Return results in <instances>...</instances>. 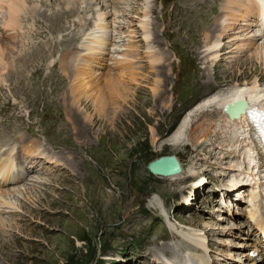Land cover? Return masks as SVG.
<instances>
[{
    "label": "rangeland",
    "instance_id": "rangeland-1",
    "mask_svg": "<svg viewBox=\"0 0 264 264\" xmlns=\"http://www.w3.org/2000/svg\"><path fill=\"white\" fill-rule=\"evenodd\" d=\"M32 1L43 12L28 13L23 18L20 30L27 32L30 41L24 38L18 52L14 36L6 40L0 24L4 39L0 42L13 47L10 54L15 51L11 73L0 82V122L6 119L8 132L17 131L12 133L20 140L30 135L24 155L44 148L48 161L43 160L39 167L44 157L33 156L21 180L0 186L5 192L3 199L10 202L9 207L0 204V264H187L192 256L198 261L194 264H222L243 258L245 249L249 251L253 245L251 238V246L238 244L242 239L247 242L243 238L249 224L245 205L218 194L236 176L230 152L225 146L214 147L209 137L177 145L169 138L205 96L204 91L225 89L248 68L246 78L253 76L254 59L246 58L264 41V29L248 14L242 19L248 12L244 7L249 4L247 0H234L238 7L229 9L227 22L236 31L242 28L240 38H251L256 30L260 31L259 38L255 36L252 44L242 49L237 65L230 62L236 54L225 53L211 70L198 53L206 39V45L211 44L219 17L228 15L223 0H206L202 8L210 18L204 17L203 10L202 14L194 11L200 0H76L79 10L62 18L63 29H52V23L45 21H55L58 8L66 2L27 0L28 5L34 6ZM44 11L57 15L51 19ZM104 12L108 24L102 31L106 37L91 23ZM43 25L51 30H36L39 35L33 40V29ZM93 35L106 39L112 49L85 64L80 63L83 55L76 57L75 66L85 65L87 77L83 80L90 97L72 101L66 91L73 78L61 72L57 56L68 51V46L72 48L70 57L84 52L79 51L82 47L75 48L94 39ZM232 40L240 41L238 47L245 42ZM45 41H59L60 47L57 44L54 52L42 51L45 56L35 51L32 59L31 51L42 48ZM151 51L170 55L164 63L155 62L158 57L152 58ZM19 54L30 64L16 59ZM84 55L85 59L90 56ZM103 62L106 67L100 69L101 74L92 70V66L102 67ZM135 64L136 76L130 77L127 85L120 83L118 78L126 79L127 74L120 77L123 71L131 74ZM206 73L216 75L214 83L213 78L204 82ZM222 77L227 82L217 86L216 82L224 81ZM124 86L128 88L124 99L117 95L115 99L114 87L120 93ZM109 90L113 95H108ZM103 99L107 101L104 109L100 105ZM164 153L178 156L185 171L181 177H159L147 170V161ZM190 169L193 172H188ZM235 204L243 209L241 217ZM238 224L244 227L236 228ZM196 227L207 232L204 245L210 257L195 247H201L200 241L182 235ZM255 260L249 258L251 263Z\"/></svg>",
    "mask_w": 264,
    "mask_h": 264
},
{
    "label": "bare ground",
    "instance_id": "bare-ground-1",
    "mask_svg": "<svg viewBox=\"0 0 264 264\" xmlns=\"http://www.w3.org/2000/svg\"><path fill=\"white\" fill-rule=\"evenodd\" d=\"M223 1L225 2V8L228 11L230 8L238 7L236 4V1H234V0H223ZM62 2H63V4H64V2H66V3L58 8L59 10H57V12L60 11V13H58V15L56 14L55 11H52V12L44 11L45 15H47L51 19L54 18L55 14L57 15V18L55 21H53V22L52 21L51 22L45 21L48 24L52 23V25H50V28H52V29H56L58 27L64 28L65 24L63 25V23L61 22L62 18L67 16V15H70V14L72 15L74 12L79 10L78 9V3L76 0H62ZM224 2L221 3L222 9H223L222 4ZM246 2L249 4H247L248 6H244V7H246V9H248V12L243 13L242 19L244 18V16H247V14H248V15H250L249 19L255 18L258 21V25L264 29V10H263L264 9V3L261 4L262 3L261 0H247ZM32 3L34 6L28 5L27 0H0V13L2 14V17L4 18V17H7L8 15L15 17L14 21L9 24V26L11 28V33H9L8 35L5 34V38L7 40L10 36H14L15 44H16L15 45L16 46L15 51H17V52H18V50H16V49L19 45L22 44L23 39L24 38L28 39V38H26L27 32L26 33L24 31L21 32V30H20V29H23V26H22L23 18L28 13L29 14H40V15H42V12H43L42 10H39V8L37 7L38 4L35 1H32ZM239 3H242V2H239ZM88 4H89V2L86 1L85 5H88ZM206 5H207L206 0H200L194 11L197 12V14L198 13L202 14L201 11L203 10L204 17L210 18L211 16L209 15V13L206 14V12L204 11V8H202V7H206ZM97 16L99 17L97 19V21L95 19H92V21H91L92 26L95 27V29L97 30L96 32L102 33L101 36L106 37V35L104 34L105 31H102V29H105L107 24H108V22L105 19V12H104V16L100 17L99 13L97 14ZM230 17H231L230 11L228 12V15L227 14L224 15V13H223V17H219L218 21L215 24L216 29H213V31H215L216 34H215V37H213L211 39V41H210L211 44L206 45L207 44L206 43L207 39H206V41L203 44L204 46L202 45V47L204 49L198 53L200 55V57L204 59V61L209 63V65H207V66L210 70L212 69V66L217 65V62H215V61H217V59L220 57V54H225V53H235L236 55L233 56V58L230 60V62L237 65L239 55L242 53L241 52L242 49H244L247 46H249L250 44H252L251 43L252 39L258 37L260 34V31L256 30V33H258V34H256V33L250 34L251 38L249 37V35L247 37L240 38L241 37L240 34H242L243 30H242V28H240L239 31L234 30L233 25L231 23L227 22V20H229ZM221 18H223V19H221ZM261 19H263V20L261 21ZM206 27H207V29H209L208 26H206ZM50 28H49V25H45L44 27L39 26V27L34 28L33 31L38 30L42 33H47L51 30ZM230 29H232V30H230ZM234 32H237L236 36L234 35L235 37L233 36L228 40H221L223 37H225L231 33H234ZM12 33H14V34H12ZM22 33H25V34H23L24 36H22ZM247 34L248 33H246L245 36ZM2 35H4V33H2ZM95 36H98V35H93V37H95ZM232 38H235L237 40L243 39L245 42L242 43V47H238L237 44H239L240 41L234 42L232 40ZM0 40H4L3 36L2 37L0 36ZM28 41H30V40L28 39ZM24 42H25V40H24ZM58 42H56V41L55 42L45 41L43 44L46 45L47 47H44V45H43L42 48L35 49L34 51H31L32 53H31L30 57H32V59L34 56L36 57V54L34 53L35 51L37 54H39L41 56L42 55L45 56L46 53H44V52L49 53V50H51V52H54L53 49L57 46V44L59 46ZM47 43H49V45H51V47H48ZM82 43H83L82 46H80L78 48L81 49V47H82V50H79V51H84V52H82V53H80V52L74 53L73 52L74 54L70 57V54L72 53L71 52L72 48L70 49V46H68L65 48V50L68 49V51L62 52L59 54V56H57V63L59 65V68L61 69V72L67 78H73L72 82L69 85L68 91H66L67 93H69L68 96L72 99V101L75 97H80L83 99H88L90 97V96H87L89 86L87 85V82L83 80L84 77H87V71L83 70L85 65H82L81 66L82 68H80L79 65L75 66V63L77 62V59H78L76 57H78V55H80V54L83 55V56H81L82 58H80V63L82 62V64H85L86 62H89L92 57H94V59H95L97 57V55L104 54V53H106L107 50H108L107 52H109V49L110 50L112 49V47L110 46V43L108 41H106V39H104V38L95 37L94 39H91L89 41H84ZM202 43H203V41H202ZM226 47H227V49H226ZM12 48L13 47L3 46L2 43L0 42V82H3L6 75L11 73L10 72L11 65L14 61L12 58L13 57L12 54L15 52L14 51L12 54H10L13 51ZM30 48H32V47H30ZM22 49H24V48H22ZM56 49H54V50H56ZM42 51H44V52H42ZM84 53L90 55L89 58L85 59L86 56L84 55ZM151 53H152V51H151ZM23 54L21 56L19 54L20 57H16V59H20V62H22L23 65H25L28 62L25 63L23 61L24 59L21 58L22 56H24ZM169 55L170 54L155 52V54L152 53V58L157 56L158 59L155 60V62L160 61V63L161 62L164 63L166 61V59L169 58ZM25 56H26V54H25ZM224 56H226V55H224ZM152 58H148V59L151 60ZM224 58L227 59L229 57H224ZM110 59H112V61H113V58H110ZM246 59L248 61H252V59H254L255 68L252 71L253 76L250 79L246 78L248 71H249V68H248V71L245 72V75L242 76V75H239V73H238L237 76H240L241 78H239L237 76L234 77L233 83H231V85L228 87L226 86L225 89H222V88H220L218 90L213 89L207 93H206V91H204L203 93L205 94V96L204 97L201 96L202 99L199 100L193 106V108H191L187 112V114L185 115L183 120L180 122L178 128L176 129L175 133L169 138L171 144L177 145V143L184 142V141H188V142H196L197 140L198 141L199 140L205 141L209 137L210 140H212L214 147L221 146V148H222L223 146H225L226 147L225 149L230 152L229 160L236 169L234 172V175L236 174V176H235V179H232L229 184L226 183V185L222 188V191L218 194L220 195V197L221 196L222 197L228 196L230 198L233 195V193L230 192V190H236L237 194H240L243 192L242 188L245 189V192H243V194H240L241 195L240 200L242 202L243 201L245 202L246 213H247V216H248L250 223L248 224L249 226L247 225V228L244 231L246 233L245 236H243V238H246L245 240H247V242H244V239H242L243 241L238 243V244H239V246H245V245L251 246L252 242L249 243V240L251 238V240H253V245L251 247L252 248L251 250L255 251L256 253L254 255L248 254L247 256L249 258H253V260L256 259L257 261L255 260L256 263H251L249 260H247L245 254L248 253V249H245V252L243 253L244 254L243 258H241V259L237 258L236 262L233 261L234 263H232V262L230 263V260L228 259V261L226 260V262L224 261V263H222V264H228V263H230V264H246V260L248 262L247 264H257V263L264 262V241L262 240L260 235H259L258 239L256 237L257 233L258 234H264V194L260 191V189L257 190V187L259 186V184L257 183L258 171L264 165L263 152L261 151V149L258 145V139H255L253 137V131L254 130L251 127V125L249 124V122L247 121L244 113L241 111V112H239L237 117H229L224 111H222V105L226 101H231V100L236 99V98H241L245 102L246 101H247V103L250 102L256 106L264 105V82H262L263 81L262 77H264V41L261 42L260 44L256 45V48L254 49V51H252L249 54L248 58H246ZM65 60H66V62H64ZM75 60H76V62H75ZM118 61H120V60H118ZM118 61H116V62H118ZM150 63L152 65L153 61H150ZM241 63H243V62H241ZM258 63H259V65H258ZM28 64H30V63H28ZM105 64H106L105 62H103V64H100L102 67H99V65H97L99 68L92 66V70H94V72H97V74H101L102 71L100 72V69L102 70L103 67H106ZM137 67L138 66L136 64H135V66L132 67V69L130 71L131 74L123 71V73L120 75V77L121 76L124 77V74H127L125 80H121L119 78L117 80L120 83L122 82L123 85L124 84L127 85V82H130V77L136 76L134 74L138 72L136 70ZM14 69H16V68H14ZM257 73H259V74H257ZM214 76H216V75L212 74V73L207 74L204 82H207V80L209 78H213V83H214ZM135 79L132 78V80H135ZM221 79L223 80L224 78L222 77ZM6 80H5V82H6ZM226 80L224 79V81L216 82V85L218 86V85L225 84ZM110 81L111 80H109V83H110ZM7 83L8 82H6V84ZM118 85H119V83H118ZM93 87L91 88L92 90L95 89V88L93 89ZM116 88L118 89V87H116ZM125 88L126 89L122 88V90H119L120 93H117L118 91L115 89V87H114V89L112 88L114 90L113 92H115V99H117V97H119V96L121 98H123L124 93H127L126 91H128V88L127 87H125ZM199 90L201 91L202 88ZM113 92L109 90L108 95H113ZM116 95H117V97H116ZM98 98H99V96H96L94 101L96 102L98 100ZM100 105H102L101 108L104 109V106L107 105V101L103 99L101 101ZM216 110H217V112L215 113V116L212 115L210 117H207V115L209 113H212V112L214 113V111H216ZM194 117H195V119H193ZM172 118H170V120ZM210 136H212V138ZM33 151H35L34 152L35 158L38 155H40V153H41V151H36V149H33ZM180 166H181V168H180V170H178V172H175V173H172L169 175H165L162 177H168V176H171V177L176 176V178H177V176L181 177V175H183L185 173L181 161H180ZM191 170L192 169H190L188 172H190V173L193 172V170L192 171ZM181 172H182V174H181ZM21 173H22V169H21ZM179 174H181V175H179ZM227 176L228 175H226L225 178H227ZM217 191H218V187H217ZM3 194H5V192L2 190V188H0V204L1 203L2 204H8V207H9L10 202L3 199ZM241 197H243V200L241 199ZM237 205L235 204L234 206L236 209H238V212H237V213H239L238 217H241L242 216L241 211L243 212V209L240 211ZM239 226L242 227L243 224H240V225L238 224L235 227L238 228ZM238 231H242V230L238 229ZM206 233L207 232L205 231V229H202L200 227L199 228L196 227V228H190L188 231H186L182 235H184L185 238H188V239L193 240L195 242L200 241L202 248L203 247L208 248L207 246L204 245V242H207L205 239ZM232 234H236V232H233ZM190 244H192V243H190ZM239 249L243 250V248H239ZM231 253H233V252H231ZM241 257H242V255H241ZM203 259L206 260V258H204V257H203ZM187 260H188L187 264H194V263L198 262V261H196V258L194 256H192V259H187ZM233 260H235V258ZM181 261H183V260H181Z\"/></svg>",
    "mask_w": 264,
    "mask_h": 264
},
{
    "label": "water",
    "instance_id": "water-1",
    "mask_svg": "<svg viewBox=\"0 0 264 264\" xmlns=\"http://www.w3.org/2000/svg\"><path fill=\"white\" fill-rule=\"evenodd\" d=\"M244 106L245 101L241 98H237L231 101H226L222 105V111L232 117L236 116L239 111H242ZM146 166L150 172L162 175L172 174L180 169L179 160L174 153L159 154L154 158L149 159Z\"/></svg>",
    "mask_w": 264,
    "mask_h": 264
}]
</instances>
